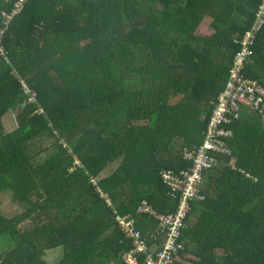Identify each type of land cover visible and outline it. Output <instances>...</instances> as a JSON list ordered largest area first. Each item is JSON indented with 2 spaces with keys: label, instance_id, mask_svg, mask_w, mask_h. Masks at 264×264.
Segmentation results:
<instances>
[{
  "label": "trees",
  "instance_id": "1",
  "mask_svg": "<svg viewBox=\"0 0 264 264\" xmlns=\"http://www.w3.org/2000/svg\"><path fill=\"white\" fill-rule=\"evenodd\" d=\"M262 2L0 0V198L22 210H0L3 264L57 248L53 264H125L119 215L152 246L137 209L179 210L164 172L192 166ZM207 16L214 33L197 35ZM250 47L243 75L264 86V26ZM222 128L175 264H264V112L243 105Z\"/></svg>",
  "mask_w": 264,
  "mask_h": 264
},
{
  "label": "built area",
  "instance_id": "2",
  "mask_svg": "<svg viewBox=\"0 0 264 264\" xmlns=\"http://www.w3.org/2000/svg\"><path fill=\"white\" fill-rule=\"evenodd\" d=\"M23 2L25 0H19V11ZM263 26L264 0L258 9L252 28L240 40H236L238 44H241V49L235 55L226 88L219 96L204 144L198 151L185 154L186 158L192 161V166L180 173L173 170L164 172V179L172 189V195L181 198L179 210L170 214L160 213L150 205L147 199L139 205L137 213L147 215L155 223L154 232L150 234L152 246L150 247L148 242L141 238L142 234L136 228L134 217L117 216L121 229L126 235L135 238V246L123 255L125 264H175L180 259V253L185 250L182 236L187 227L186 217L190 210V202L203 199L200 190L204 183V171L217 163L210 152H224V143L220 141V137L231 134L221 130L219 126L230 123L234 118L238 119L243 105L246 104L254 107L255 111L264 112V86L259 81L251 80L243 75V69L251 56L250 46L255 44ZM0 264H3L2 259Z\"/></svg>",
  "mask_w": 264,
  "mask_h": 264
},
{
  "label": "rangeland",
  "instance_id": "3",
  "mask_svg": "<svg viewBox=\"0 0 264 264\" xmlns=\"http://www.w3.org/2000/svg\"><path fill=\"white\" fill-rule=\"evenodd\" d=\"M211 23H212V18L207 16L204 20V22L200 25V27L197 29L196 34L197 35H202V36H208L211 35L212 33H214V29L211 28ZM13 117V116H12ZM17 126L16 122L14 119H9L8 121V125L6 123V129L8 130H13L15 129ZM48 145H50V142H48ZM122 160H119L113 164H111L108 169L106 170V172L104 173L105 176L110 175L111 173L115 172L117 169H119V166L121 164ZM164 176V175H163ZM10 203H14L12 198L7 195L4 197L0 198V210L5 212L8 215H15L17 214V212H22L21 208L17 205H14V207L12 208L10 206ZM50 252V251H49ZM48 252V253H49ZM220 253V252H219ZM49 258H50V264H53L54 262H56V260H58V257H60L61 251L57 248L54 250H51V252L49 253ZM191 258H195V256L190 255ZM188 264H190L189 262H187Z\"/></svg>",
  "mask_w": 264,
  "mask_h": 264
},
{
  "label": "bare ground",
  "instance_id": "4",
  "mask_svg": "<svg viewBox=\"0 0 264 264\" xmlns=\"http://www.w3.org/2000/svg\"><path fill=\"white\" fill-rule=\"evenodd\" d=\"M251 28H252V27H251ZM248 31H249V30H248ZM248 31H247V32H248ZM260 32H261V31H260ZM250 57H251V56H250ZM254 111H255V109H254ZM255 112H256V113H260L259 111H255ZM212 117H213V116H212ZM212 117H211V118H212ZM210 121H211V120H210ZM226 124H228V123H223L222 125L219 126V128H220L221 130L225 131L224 128H222V127H223V125H226ZM225 132H227V131H225ZM230 133H231V132H230ZM230 135H231V134H230ZM224 136H227V135H224ZM222 137H223V136L220 137V141H222V140H221ZM222 142H223V141H222ZM224 147H225V151L222 152V153H226V152L228 151V148L225 146V144H224ZM202 186H203V185H202ZM202 186H201V190H200V191H202ZM197 200H199V199H197ZM192 202H194V200H192ZM192 202H190V209H191V207H192ZM189 211H190V210H189ZM188 213H189V212H188Z\"/></svg>",
  "mask_w": 264,
  "mask_h": 264
},
{
  "label": "clouds",
  "instance_id": "5",
  "mask_svg": "<svg viewBox=\"0 0 264 264\" xmlns=\"http://www.w3.org/2000/svg\"><path fill=\"white\" fill-rule=\"evenodd\" d=\"M206 137H207V136H206ZM205 140H206V138H205ZM204 142H205V141H204ZM203 144H204V143H203ZM201 146H202V145H201ZM201 146H200V147H201ZM210 154H211V152H210ZM79 166H80V165H79ZM107 202L111 205V204H112V200H111V198H108V199H107ZM122 216H123V215H122ZM125 216H127V215H125Z\"/></svg>",
  "mask_w": 264,
  "mask_h": 264
},
{
  "label": "water",
  "instance_id": "6",
  "mask_svg": "<svg viewBox=\"0 0 264 264\" xmlns=\"http://www.w3.org/2000/svg\"><path fill=\"white\" fill-rule=\"evenodd\" d=\"M78 167H80V166L78 165Z\"/></svg>",
  "mask_w": 264,
  "mask_h": 264
}]
</instances>
